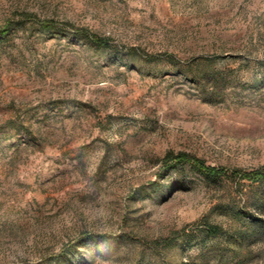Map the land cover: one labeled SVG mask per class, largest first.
Returning a JSON list of instances; mask_svg holds the SVG:
<instances>
[{
    "label": "rangeland",
    "instance_id": "obj_1",
    "mask_svg": "<svg viewBox=\"0 0 264 264\" xmlns=\"http://www.w3.org/2000/svg\"><path fill=\"white\" fill-rule=\"evenodd\" d=\"M263 164L264 0H0V264H264Z\"/></svg>",
    "mask_w": 264,
    "mask_h": 264
},
{
    "label": "trees",
    "instance_id": "obj_2",
    "mask_svg": "<svg viewBox=\"0 0 264 264\" xmlns=\"http://www.w3.org/2000/svg\"><path fill=\"white\" fill-rule=\"evenodd\" d=\"M6 29V28H4ZM173 155L170 153H167L165 155V159L171 158ZM174 158L177 160H184L186 158L185 153L179 152L176 155H174ZM196 164H198L199 168L203 171L209 173V174H217L220 172V169L217 167H211L207 166L203 163H201L199 160L194 159L193 160ZM245 175L250 178L251 180H256L264 176V164L262 166H259L257 168H254L253 170L249 171L248 173H245ZM164 243V245H170L173 242V239H171L169 236L163 237L161 239Z\"/></svg>",
    "mask_w": 264,
    "mask_h": 264
}]
</instances>
